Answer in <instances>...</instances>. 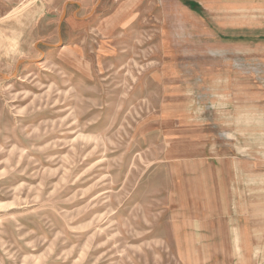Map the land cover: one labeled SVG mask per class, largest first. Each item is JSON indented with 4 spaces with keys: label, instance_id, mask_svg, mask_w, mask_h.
Returning <instances> with one entry per match:
<instances>
[{
    "label": "rangeland",
    "instance_id": "1",
    "mask_svg": "<svg viewBox=\"0 0 264 264\" xmlns=\"http://www.w3.org/2000/svg\"><path fill=\"white\" fill-rule=\"evenodd\" d=\"M0 264H264V0H0Z\"/></svg>",
    "mask_w": 264,
    "mask_h": 264
}]
</instances>
